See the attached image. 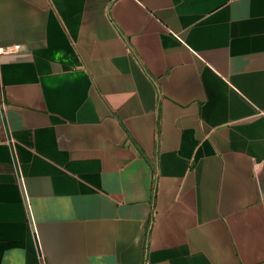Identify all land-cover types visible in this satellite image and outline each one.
I'll return each mask as SVG.
<instances>
[{
  "label": "crops",
  "instance_id": "obj_1",
  "mask_svg": "<svg viewBox=\"0 0 264 264\" xmlns=\"http://www.w3.org/2000/svg\"><path fill=\"white\" fill-rule=\"evenodd\" d=\"M0 47V264H264V0H0Z\"/></svg>",
  "mask_w": 264,
  "mask_h": 264
},
{
  "label": "built area",
  "instance_id": "obj_2",
  "mask_svg": "<svg viewBox=\"0 0 264 264\" xmlns=\"http://www.w3.org/2000/svg\"><path fill=\"white\" fill-rule=\"evenodd\" d=\"M19 49H20L19 45H16L14 47V50H19ZM10 51H11L10 47H7V48L0 47V54H4V53L10 52Z\"/></svg>",
  "mask_w": 264,
  "mask_h": 264
}]
</instances>
